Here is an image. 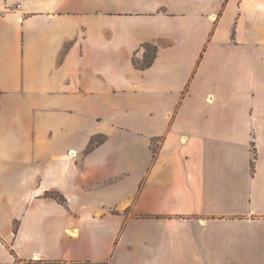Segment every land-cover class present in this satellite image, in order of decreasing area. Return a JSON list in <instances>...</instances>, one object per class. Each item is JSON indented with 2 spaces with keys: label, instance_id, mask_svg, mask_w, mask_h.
I'll list each match as a JSON object with an SVG mask.
<instances>
[{
  "label": "crops",
  "instance_id": "1",
  "mask_svg": "<svg viewBox=\"0 0 264 264\" xmlns=\"http://www.w3.org/2000/svg\"><path fill=\"white\" fill-rule=\"evenodd\" d=\"M6 2L0 264H264V0Z\"/></svg>",
  "mask_w": 264,
  "mask_h": 264
},
{
  "label": "trees",
  "instance_id": "2",
  "mask_svg": "<svg viewBox=\"0 0 264 264\" xmlns=\"http://www.w3.org/2000/svg\"><path fill=\"white\" fill-rule=\"evenodd\" d=\"M144 47L146 49L145 58L142 62H140L138 64L142 68H146V67L150 66L154 62V60L157 56V48L154 44L146 43L144 45ZM135 63H136V61H135ZM96 142H97V139H94L93 145L96 144ZM155 151H156V149H155ZM154 154H156V152ZM53 195L60 200H65V198L62 195H60L59 193H55Z\"/></svg>",
  "mask_w": 264,
  "mask_h": 264
},
{
  "label": "built area",
  "instance_id": "3",
  "mask_svg": "<svg viewBox=\"0 0 264 264\" xmlns=\"http://www.w3.org/2000/svg\"><path fill=\"white\" fill-rule=\"evenodd\" d=\"M4 1V3H3V5H2V9H3V11H6V10H8V9H13V8H19L20 7V5L21 4H17L16 5V7H13L12 5H9L7 2H6V0H3Z\"/></svg>",
  "mask_w": 264,
  "mask_h": 264
},
{
  "label": "rangeland",
  "instance_id": "4",
  "mask_svg": "<svg viewBox=\"0 0 264 264\" xmlns=\"http://www.w3.org/2000/svg\"><path fill=\"white\" fill-rule=\"evenodd\" d=\"M155 144H158V143H155Z\"/></svg>",
  "mask_w": 264,
  "mask_h": 264
}]
</instances>
